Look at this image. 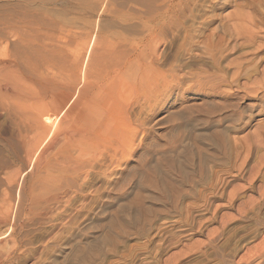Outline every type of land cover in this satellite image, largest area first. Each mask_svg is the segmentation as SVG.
<instances>
[{"label": "rangeland", "instance_id": "374dc122", "mask_svg": "<svg viewBox=\"0 0 264 264\" xmlns=\"http://www.w3.org/2000/svg\"><path fill=\"white\" fill-rule=\"evenodd\" d=\"M27 50L128 140L72 172L0 87V264H264V0H0V56Z\"/></svg>", "mask_w": 264, "mask_h": 264}, {"label": "bare ground", "instance_id": "6f19581e", "mask_svg": "<svg viewBox=\"0 0 264 264\" xmlns=\"http://www.w3.org/2000/svg\"><path fill=\"white\" fill-rule=\"evenodd\" d=\"M45 1L49 3V1L55 0ZM27 51H30L31 53L30 61L32 63V67L29 71L26 70L27 68L23 63L24 60H22L20 57L21 55H18L14 52L4 53L3 57L0 56V77H2L0 81V87L6 92L11 93V95H24V102L25 100L34 101V103L31 101L32 104L30 105H26L22 102V109L20 113L25 117V120H19L24 126V128L22 127L24 131H33L34 129L38 131V137L35 136L34 143L31 141V144L33 143L34 146H37L41 138L42 141H47V137L50 136L52 138L48 146L51 147L54 143H58L59 138L61 137L60 135H63L62 137L64 139L61 138V140L63 139L64 142L69 143L70 146L67 148L66 143V145L63 147L66 149L63 151V153H65L68 157V163L67 165H64V167L68 170L71 169L72 172H77L82 168V166L85 165V161L82 160L84 157L88 158L87 161H91L90 158L93 159L102 149L109 150L114 148L115 150L119 151L123 149L128 140V134L125 131H129V127L122 117H118V119L115 121L114 112L117 107L116 102H111L106 97L99 98L97 96H91V87L88 85L79 87V80L76 72H74L70 77L71 80L67 81H65L66 79L61 75H54L53 77L50 76L49 68L54 60L53 58L55 57V50ZM89 52L90 50H88V53ZM25 53L26 50H24L23 54ZM1 69H3V72H1ZM27 81L30 82L29 85L27 84ZM129 106L130 103H127L128 108ZM1 112L2 111L0 110V116L2 115ZM14 121H16V119ZM50 123H52V128L50 127V132H48ZM19 126L18 130L17 128L15 130L22 134V129ZM64 126L67 129H65ZM7 132L9 133L10 131ZM114 142L116 143V146L114 145ZM74 152H77L78 154L76 155ZM187 152H189L187 156L188 160L190 161L193 159L195 153L190 151ZM99 154H101V152ZM183 172L186 171L184 170Z\"/></svg>", "mask_w": 264, "mask_h": 264}]
</instances>
